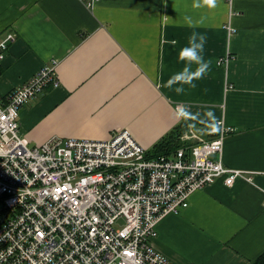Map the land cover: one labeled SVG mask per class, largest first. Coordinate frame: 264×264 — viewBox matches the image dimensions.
<instances>
[{"label": "crops", "instance_id": "0c3cea01", "mask_svg": "<svg viewBox=\"0 0 264 264\" xmlns=\"http://www.w3.org/2000/svg\"><path fill=\"white\" fill-rule=\"evenodd\" d=\"M228 25L235 28L231 36ZM9 31L17 39L0 62L2 100L57 61L60 86L20 110V131L33 145L55 135L106 140L128 129L151 152L184 121L213 123L215 132L219 122L234 127L224 164L253 180L231 187L219 180L197 191L187 209L160 221L153 246L175 264H258L264 255V0H217L214 8L204 0H101L94 9L82 0H0V39ZM193 33L206 36L202 56L210 68L193 80L195 87H168L188 66L179 54ZM228 53L229 63L220 64ZM180 104L194 118L178 119Z\"/></svg>", "mask_w": 264, "mask_h": 264}, {"label": "built area", "instance_id": "2783aa9c", "mask_svg": "<svg viewBox=\"0 0 264 264\" xmlns=\"http://www.w3.org/2000/svg\"><path fill=\"white\" fill-rule=\"evenodd\" d=\"M82 1L94 9L101 0ZM16 39L13 31L0 39V62ZM56 68L54 60L0 98V264H175L153 246L160 221L219 180L229 187L253 180L224 164L235 128L219 122L214 138L190 128L181 147L158 155L128 129L106 140L55 135L31 145L20 110L60 86Z\"/></svg>", "mask_w": 264, "mask_h": 264}, {"label": "clouds", "instance_id": "9594fccd", "mask_svg": "<svg viewBox=\"0 0 264 264\" xmlns=\"http://www.w3.org/2000/svg\"><path fill=\"white\" fill-rule=\"evenodd\" d=\"M204 4L208 5L209 7H216L217 0H204ZM196 7H200V4L197 3ZM187 24L191 27L193 26V22L190 17H185ZM206 42V36L203 34L193 33L189 37V46L184 47L180 51V59L182 61H188V66H186L180 73L175 74L169 81L168 87H171L172 84H192L194 79L203 77L206 72L209 70L211 61H205L204 57L202 56V52L204 50V44ZM175 43V41H173ZM195 63L197 68L195 71H192L190 65ZM177 93L183 92L182 87H177L175 89ZM176 116L177 118H194L192 114L189 112L188 108L183 105H178L176 108Z\"/></svg>", "mask_w": 264, "mask_h": 264}, {"label": "trees", "instance_id": "16d2710c", "mask_svg": "<svg viewBox=\"0 0 264 264\" xmlns=\"http://www.w3.org/2000/svg\"><path fill=\"white\" fill-rule=\"evenodd\" d=\"M214 127L215 124L204 121H184L168 136L160 141L150 153L155 155L169 154L171 151H174L177 148L181 147L183 145V142L180 139V135L190 128H194L196 131L206 136L207 138H214L218 134L217 131L215 132L213 130ZM258 264H264V255L259 259Z\"/></svg>", "mask_w": 264, "mask_h": 264}, {"label": "rangeland", "instance_id": "374dc122", "mask_svg": "<svg viewBox=\"0 0 264 264\" xmlns=\"http://www.w3.org/2000/svg\"><path fill=\"white\" fill-rule=\"evenodd\" d=\"M31 145H33V144H31ZM122 222H123V220H121V221L117 224V226L121 225Z\"/></svg>", "mask_w": 264, "mask_h": 264}]
</instances>
